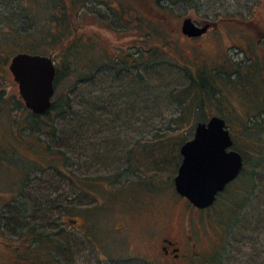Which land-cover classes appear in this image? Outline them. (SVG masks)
I'll list each match as a JSON object with an SVG mask.
<instances>
[{"label": "rangeland", "instance_id": "obj_1", "mask_svg": "<svg viewBox=\"0 0 264 264\" xmlns=\"http://www.w3.org/2000/svg\"><path fill=\"white\" fill-rule=\"evenodd\" d=\"M29 1L0 0L4 34H10V25L35 28L37 22L26 15L36 10ZM78 1L65 41L82 36L85 44L92 42L95 62L92 70L83 68L82 78L66 75L57 86L53 100L69 97L73 109L53 111L39 136H25L31 148L27 141L19 144L16 163L0 165V264H24L22 257L30 254L22 244L31 246L37 237L65 264H201L219 249L216 242L225 230L222 264H264V161L254 167L255 194L246 207L224 210L226 198L238 189L234 186L201 210L174 183L182 161L180 143L194 136L206 110L226 119L237 148L255 149L241 131L256 98L253 92L247 98L241 86L222 88L221 104H204L196 113L186 106L194 108L197 100L184 95V102L177 94L190 87L200 68L229 71L232 63L245 65L250 57L256 71L250 83L264 87V0ZM53 6L50 14L57 13ZM188 17L211 27L202 36L188 37L182 32ZM91 54L85 51L83 60ZM117 55L127 58L114 68L110 63ZM6 76L9 93L21 97L10 69ZM39 147L64 151V156L49 153L59 157L51 161L58 168L41 159ZM149 181L154 186H141ZM138 212L159 218H131ZM69 216L77 222L66 225ZM219 218L229 219L225 224ZM148 234L172 236L183 257L171 262L148 250L142 241Z\"/></svg>", "mask_w": 264, "mask_h": 264}, {"label": "trees", "instance_id": "obj_2", "mask_svg": "<svg viewBox=\"0 0 264 264\" xmlns=\"http://www.w3.org/2000/svg\"><path fill=\"white\" fill-rule=\"evenodd\" d=\"M41 1L42 0L29 1V3L32 2L36 6V10H34L36 12L28 10L26 14L28 18L37 22V25L34 29L24 30L21 27L10 25L12 28L10 30V34H4L2 15L0 14V125L5 127V130L0 132V165L3 163H16V154L18 152L19 144H26L25 141H27L29 142L28 148H31V141L25 140V136L33 138L36 136V134L38 135L40 132L44 131L43 129L49 126V123L46 119L50 118V115L53 111L64 112L73 109L72 100L69 97H61L60 100H53L51 109L46 113L41 115L33 113L26 106L22 97H17V95L9 93V89L5 84L7 77L6 74L9 72L11 58L19 52L52 55L53 58L54 55H56V58L57 60L59 59V61L57 62L54 59L56 61L55 63L57 69L55 78L56 92L54 97L56 96L57 86L60 83L62 77L66 75H75L77 76L76 78L79 76L82 78L80 73L82 72L83 68L86 71H90L92 69L89 67L93 65V62H95V57L93 56V51L91 50L93 49L92 42L85 44L84 38L82 36L72 39L71 43H69L71 39L65 41L68 38L69 33H72V29L69 26V17L71 16L72 18V15L74 14L73 10L77 4L76 1L78 0H58V2L56 0H46V3L43 6L40 4ZM53 3L54 6L52 8H56L57 13L52 12L53 14H50L47 9H49L50 5L52 6ZM55 3L57 5H55ZM156 4L161 5L160 0H156ZM44 6H47V8H44ZM51 15L52 17L50 18ZM74 29L79 31L78 27H75ZM85 51L92 53L88 60H83V53ZM127 56L133 57L131 53ZM127 56H115V64L113 65V63H110V65L112 64V66L116 68V64L126 62L125 59ZM253 62V58L250 57L249 63H246L245 65H241L239 62H236L235 66V63H232L231 70L229 71L224 70L226 69L225 67L224 69H221L220 67H213L211 69L200 68L198 70L199 74L195 77H192L190 87L186 91H183L182 94L180 92L177 94L179 99L185 97L184 95L187 97L189 95L192 96L191 100L193 102L197 100L199 105H196L194 108L191 107L190 104L186 106V108L190 111L193 109L194 113L201 110L204 107V104L205 107L214 104L215 101H217L216 103L221 104L223 99L222 88H232V90H234L235 88L241 86V90L248 93L246 96L247 98H251L252 92L256 97L254 100H252L251 106H249L251 112H249L247 117L242 120L241 126V131L243 132L245 139L250 143L253 142L255 149L253 148V153L240 150L236 147V140L233 137V148L242 153L245 166L239 177L228 184L223 192L218 194L217 200L214 203L216 204L220 200V197L223 196V194H225L229 188L236 186L238 189L231 191V195H229L228 199L226 198L227 208L224 207V210L227 209L226 211L236 207V205H242L246 207L249 204L251 196L255 194L256 187L253 180V174L255 173L254 167L257 165H262L264 161V118L262 117V115H264V87L261 85V89H258L256 85H252V83H250L251 77L255 75L254 72H256L254 69L255 66L252 68L254 65ZM85 75L86 74H83L84 77ZM93 75L94 74H92V76ZM187 97L181 100L187 102ZM255 109L256 114L253 112ZM214 115L218 114H212L209 110H206L202 121H208ZM180 118L182 117H179L178 119ZM192 135L193 133L184 136L182 142L180 143L181 146L186 141L191 139ZM166 143L163 145V148H160L163 149V151L165 150ZM39 148V155L41 156V159L52 164L54 167L57 165L51 161H55L57 163V161H59V157L55 154H53V157L49 156V153L52 154L58 152L63 156L65 155L64 151L62 150H52L51 152L41 147ZM156 148L158 149V147H151L150 150H157ZM7 153H10L12 157L5 155ZM249 154L251 155L250 158ZM13 155H15V157H13ZM252 155L255 156L252 157ZM179 156L182 159V155L180 153ZM150 157L154 161L153 156L150 155ZM51 158L54 160H51ZM67 158L68 157L66 156L65 161ZM65 161L64 165H66ZM22 166L25 168L26 164ZM22 166H20L21 169ZM179 166L180 165H178V168ZM153 184L154 183H152V181H149L148 188L154 186ZM241 211L243 210L241 209ZM228 219L229 218H223L222 220L226 224ZM219 220L222 221L221 218H219ZM233 220L238 222L240 218H233ZM235 222L232 226H230L227 232L228 236L231 233ZM225 238H227L226 230L225 233H220L219 242H216L217 245L221 244L219 249H214L213 254L207 258H204L201 264L223 263V260H225L223 258L225 252L224 249L227 250L228 248L223 242ZM46 239L49 240V236L45 238V242ZM40 240L41 238H35V240H32L33 242L31 246L26 242V240L25 242L28 244V246L26 243L22 244V249L23 247L26 249L28 248V252L30 254V257L23 255L24 257H22V259H24V264H65L58 260V258L53 255L51 250L45 248L43 243L44 241ZM35 241L39 242L35 243ZM50 241H52V239H50ZM18 248L21 250L20 247Z\"/></svg>", "mask_w": 264, "mask_h": 264}, {"label": "water", "instance_id": "obj_3", "mask_svg": "<svg viewBox=\"0 0 264 264\" xmlns=\"http://www.w3.org/2000/svg\"><path fill=\"white\" fill-rule=\"evenodd\" d=\"M210 27V23L198 24L190 17L182 22V32L193 38L204 35ZM9 69L26 106L38 115L49 111L56 92L53 56L19 52L11 58ZM233 145L224 117L214 115L198 122L194 136L180 148L182 161L174 178L176 191L200 209L214 205L218 194L239 177L245 166L242 153Z\"/></svg>", "mask_w": 264, "mask_h": 264}, {"label": "flooded vegetation", "instance_id": "obj_4", "mask_svg": "<svg viewBox=\"0 0 264 264\" xmlns=\"http://www.w3.org/2000/svg\"><path fill=\"white\" fill-rule=\"evenodd\" d=\"M67 175L69 177L68 173H67ZM81 180H84V179H81ZM77 185H80V183L77 184ZM141 186H144V187H146L148 189L146 183H144ZM184 198H186V197H184ZM189 206H192V205H189ZM211 207H209V208H211ZM209 208H205V209H201V210H207ZM141 213L142 212H138L137 215H133L131 218H141V219H145V218H159V216H157L156 214H154V215H150V214L149 215H143ZM81 218H83V217H81ZM117 218H123V217H117ZM66 219L67 220L64 221V223L66 225H67L68 222H72V223H76L77 222V219H75L73 217H70V216L66 217ZM84 225L85 224H83L82 226H84ZM84 232H86V230ZM87 233L88 232H86V235L93 241L92 237H90V234H87ZM148 235H145V237L142 240L143 243H146V245H147L146 248H148V250H156L160 254V256H162V258L169 259L171 262L172 261H177L179 258L183 257L182 247L177 244L176 240H174V238L172 236L167 235V234H162L161 237L158 239V238H153L154 236H151L150 234H148ZM158 235H160V234L158 233ZM149 238L150 239H158V240L151 241ZM144 256L145 255L142 256V259H144Z\"/></svg>", "mask_w": 264, "mask_h": 264}]
</instances>
